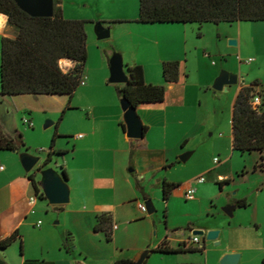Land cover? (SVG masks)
<instances>
[{
    "label": "crops",
    "instance_id": "0c3cea01",
    "mask_svg": "<svg viewBox=\"0 0 264 264\" xmlns=\"http://www.w3.org/2000/svg\"><path fill=\"white\" fill-rule=\"evenodd\" d=\"M62 5L64 15L67 18L92 20V16L89 13L79 12L75 7L68 5L66 0H63ZM138 5L139 9L137 12L134 10V13H123L119 16L103 17L109 18L110 21H99L97 25L101 23L104 28L110 29L113 25L119 22L122 23L123 20L129 25L133 23L138 27L173 24H145L136 21L140 12V0H138ZM98 15L100 16L101 14L99 13ZM0 19V44L2 46V37H14L15 29L9 24L6 15L0 13ZM195 39L196 38H192V43L189 38L133 39L135 49H137V51L142 49L143 56L134 51H130L127 56V54L120 49L121 52L119 53L123 56L126 72L128 65H143L146 82L151 84H164L166 86V98L162 102L142 103L138 105V113L144 125L147 126V132L142 139H134L127 136L124 110L122 106H120L118 100L119 95L112 88H109V90L107 89L108 97L102 102V105L92 106V117H89L87 120L85 118L80 119L82 125L79 126V131H74L73 133H67L66 131L57 132L59 137L64 138L68 136L74 140V148L72 150L69 146L64 144L57 146L55 143L52 151L66 150L69 153L67 156L72 157L71 161H66V165L63 164L69 177L67 183L70 188V201L63 205H53L47 198H42V200L47 202V206L45 207L46 212L43 210L45 215L50 209L65 213V230H62L60 234H54L56 243V248L54 250L50 247H43L41 253H36L37 255H31L27 251L25 253L23 252V254H21V264H76L77 261L75 257L62 247L71 236L70 242L72 243L75 239L76 248L80 251L79 259H84V261L79 264H85V261H88L89 264H114L115 260L119 258H129L133 261L137 260L145 250L149 249L151 251L159 247L163 242H167L174 248L179 247L180 244L187 242L194 235L195 230L205 229L208 231L220 227L218 222L216 225H212L207 221L193 222L189 228L186 229L188 236L176 237L173 235L174 237H171L167 233V227H165L164 231H161L153 214L148 215V212L144 213L138 207L139 202H144V196L152 200L156 198V191L152 189V186H162L163 188L164 180L173 181L164 176H159V174L161 172L163 173L164 170L167 171L178 163H182L179 157L187 151L191 133L189 130H184L183 127H180L177 133L171 129L176 125H185L186 122L182 123L179 117L180 110L187 109V107H195L197 100L202 98L203 89H205V91L210 90L212 82L217 76V74H212L201 80L196 76L194 77L193 71L188 68L189 60L184 59V51L187 52V56L191 50L194 51L193 55H197V53L200 54L201 52L199 51V41ZM236 40L238 41L237 45L241 43V40ZM150 47L158 50L157 56H151L149 51ZM206 50V48L203 50L205 55ZM239 59L240 62H242L240 57ZM106 60L105 56L101 58L102 67L100 70L103 71L101 78L96 77L91 69L87 72L84 70L82 80L85 81V84H80L84 87V92L93 89L98 83L106 85L111 83L109 81L111 74L110 59H108V61ZM168 60L180 61V78L177 82H167L164 78L163 64ZM74 64L72 60H62L63 69L65 71L72 68ZM195 78L197 80H195ZM243 81L244 80H240L233 100L231 130L227 136L230 151L218 147L220 148L219 153L226 155L224 161L231 160L238 154L242 156L247 155L242 154L233 147V109L241 88L247 86L242 84ZM258 81L260 82L258 90L264 92V83L260 80ZM230 87L231 86H229V88ZM36 97H41L45 102H47L48 97L59 99L62 109L68 104V98L66 96L28 94L13 96L3 95L1 93L0 72V123L6 132L14 136L20 130L21 124L18 122V115L19 118H21L22 111H27L29 112L28 115L34 116V110L31 108L30 101L34 100ZM37 106L40 107L41 105L37 104ZM42 108L45 109L44 107ZM74 109L77 108H75L74 105H70V108H68L66 112ZM32 122L33 125L29 127L34 126L33 119ZM7 152L8 153H4V151H0V162L5 166V169L0 171V239L6 238L15 230L22 232L23 228L28 225L40 227L50 233V224L41 219L42 213H40V215L36 211L39 199L36 201L35 205L29 203V199L33 196V192L44 193L42 174L34 171L35 180L37 182L35 186L33 181L22 170L18 160L17 155L24 151L20 148L19 150ZM93 152L97 154V159H100L99 161L97 159L94 162L91 160L93 158ZM188 152H191L190 158L195 153L194 151ZM216 158L217 157H214V161ZM224 161L219 159L218 162L215 161V165H219ZM60 166H62V164L58 165L55 169L62 173ZM47 168L54 167L50 166L48 163L41 164V161L37 166V169ZM213 169L214 168H211L210 164H202L201 161L199 164V173L191 177L186 185H180L176 188L172 196L177 193L179 189H184V186H187L188 189L191 182L202 187L203 184L207 182L206 174L212 173ZM79 174L81 178H76ZM133 176L136 178L138 190L135 188ZM200 176L205 177V182L200 183L197 181V178ZM216 180L217 184L221 180L225 181L227 180V175L220 173L217 175ZM87 184H90V188L88 192L86 189L85 196H82L81 193L83 188L81 190L80 186L82 187L83 185L85 187L86 185L87 187ZM138 184L142 187L144 193L140 191ZM187 189H184L185 192ZM195 189L196 194L193 199H201L202 197L197 195V188ZM157 193H159V191H157ZM229 200L230 205L236 206L234 213H237L239 209H245L249 206L247 198H232ZM238 200H246L248 205L238 206L236 205ZM163 203L167 204L168 201L163 200ZM101 215H110L113 219L112 240L107 239L104 231H96L94 229L98 217ZM39 221H42L40 225H38ZM254 222L261 230L262 224H259L257 220ZM224 223H226L225 220ZM230 224V227L233 228L234 231H237V229H239L238 227L241 226V224L238 226V223L233 221H230ZM115 225L117 227H114ZM223 226L224 225L220 227V235L225 229V226ZM69 233L72 234L70 237L67 235ZM261 236L264 237V232L261 233ZM200 240V245L203 243L206 244L204 237L200 238ZM231 252H241V248L235 247L228 251H224L220 255V258H223L227 253ZM1 253H3V251H0V260L4 261L5 264H10ZM204 254L194 252H150L144 264H179L181 262H200L206 264L203 259Z\"/></svg>",
    "mask_w": 264,
    "mask_h": 264
},
{
    "label": "rangeland",
    "instance_id": "374dc122",
    "mask_svg": "<svg viewBox=\"0 0 264 264\" xmlns=\"http://www.w3.org/2000/svg\"><path fill=\"white\" fill-rule=\"evenodd\" d=\"M66 1L68 5L75 7L79 12L89 13L92 16V20L83 19L87 21L89 53L85 72L91 69L98 78L103 75V71L100 70L102 67L101 58L105 56L106 61H108L113 51L121 52L123 50L127 56L130 51H134L143 56V50L137 51L134 47L133 39L135 38H189L191 43L192 38H196L195 40L199 41L200 54L193 55L194 51L192 50L188 53V56L187 52L184 51L183 53L184 59L189 60L188 68L193 71L194 77L196 76L201 80L212 74H217V76L214 78L210 90L205 91L203 89L202 98L197 100L195 107H187V109L180 110L179 117L182 123L186 122L185 125H176L171 129L176 133L179 132L180 127H183L184 130H189L191 134L186 152L194 151L195 153L186 162L178 163L167 171L164 170L159 176L172 179V182H176L179 185H186L191 177L199 173L201 161L202 164H210L211 168L214 169L212 173L206 174L207 182L202 187L194 182L189 183L188 188H197V195L202 197L198 200L187 198L184 190L187 189V186H184V189H179L177 193L170 197L168 203L164 204L162 186H152V189L156 191V198L153 202L157 208L153 216L157 220L161 231H164L165 227H167V233L171 237L188 236L186 229L193 222L207 221L212 225H216L218 222L220 227L224 225L225 229L216 240L205 239L206 252L203 259L206 264H222L220 255L224 251L235 247L241 248V252H231L241 255L240 260L236 264H263L264 237L261 236V233L264 232V170L254 171L255 163L259 158L258 153L245 156L238 154L228 161H224L226 158L225 154L219 153L220 148L218 147L230 151L227 136L231 130L233 100L239 84L232 85L227 91L215 90L213 85L215 79L222 71H230L237 74L240 80H244L242 84L245 85H251L256 80L264 83V22L205 23L202 26L197 23H173L138 27L133 23L129 25L123 20L122 23L119 22L110 28L108 37L101 38L96 30L97 22L110 21L109 18L103 17L134 13V10L137 12L139 9L138 0ZM99 13L101 14L100 16L98 15ZM230 38L239 39L241 43L237 46L230 45ZM205 48L207 49L206 55L203 52ZM149 51L152 57L158 54V50L152 49V47L149 48ZM239 57L242 62H240ZM249 59H252V61H249ZM195 80L197 79L195 78ZM119 85L121 84L110 83L106 85L98 83L87 92H84V87L80 85L70 102V105H74L77 109L65 112L62 119L63 109L59 99L48 97L47 102H45L41 97L34 98V100L30 101L34 116L28 115L29 112L27 111H22L21 118L18 115V122L21 124L19 131L23 135L24 142L23 145L21 144V150H28L30 153L41 157V164H45L56 132L66 131L67 133H73L74 131H79V126L82 125L80 119L85 118L87 120L92 117V106L102 105V102L108 97L107 89L109 90V88H112L118 94ZM118 100L121 106L119 96ZM37 104L41 106L39 107ZM25 117L33 119V127L24 124L23 119ZM50 122L52 123L49 124ZM72 139L68 136L64 138L58 136L55 143L57 146L60 144L69 146L72 150L74 148V140ZM4 153L8 152L4 151ZM68 154V152L64 155L53 152L52 159H50L48 164L54 168L61 164L66 165V161H71L72 158L67 156ZM17 156L22 170L28 176L20 154ZM92 156L91 160L93 162L96 161L97 154L93 152ZM214 157H219L224 162L215 165ZM97 160L99 161L100 159L98 158ZM220 173L227 175L222 191L220 184H217L216 180L217 175ZM76 178H81L80 174ZM133 179L135 188L138 190L135 176H133ZM80 188L81 190L83 188L81 195L85 196L86 189L88 192L90 184H87V187L82 185ZM33 195H36V193L33 192ZM232 198H247L249 206L245 209L237 210V213H234L231 217L226 213L225 208L230 206L229 199ZM46 206L47 202L39 198L36 211L39 214L42 213V215L40 214L41 219L50 224V233L40 227L25 226L23 231L20 232L24 240V253L27 251L31 255H37L41 253L43 247H50L54 250L56 248L54 234H60L62 230H65V213L50 209L45 215ZM166 210L167 218L165 217ZM147 214L150 215L149 213ZM224 220L226 223H224ZM256 220L259 224H262L261 230L255 224L254 221ZM230 221L237 222L238 226L241 224L237 231L230 227ZM220 227L216 228V230L221 231ZM67 235L70 237L72 234L69 233ZM198 236L203 238L205 235ZM74 240L70 254L75 257L76 264H79L84 259H79L80 251L76 248ZM1 255L6 257L10 264H21L19 240L14 242L12 247L7 249L6 252L3 251ZM84 263L89 264L88 261Z\"/></svg>",
    "mask_w": 264,
    "mask_h": 264
},
{
    "label": "trees",
    "instance_id": "16d2710c",
    "mask_svg": "<svg viewBox=\"0 0 264 264\" xmlns=\"http://www.w3.org/2000/svg\"><path fill=\"white\" fill-rule=\"evenodd\" d=\"M52 16H32L24 11L16 0H0V13L8 17V22L15 29V36H3L1 46V93L3 95H53L66 96L68 104L63 115L70 108V102L80 86L83 72L88 61V33L86 20L69 19L64 15L63 0H54ZM136 21L145 24L155 23H233L240 21L264 22V0H140V12ZM115 52L113 51L112 56ZM111 56V57H112ZM63 59L75 64L68 71L61 65ZM110 59V58H109ZM129 81L118 86L120 99L128 98L138 107L142 103L162 102L166 98L164 84H151L145 80V70L141 64L127 66ZM163 74L167 82H177L180 78V61L168 60L163 64ZM260 82L243 86L237 96L233 109L232 125L234 131L233 147L242 154L258 153L254 171L264 170V92L258 90ZM256 95L262 102L254 104ZM124 127V125H123ZM145 133L147 126L144 125ZM58 134L56 132L49 157ZM23 145V135L18 131L14 136L6 132L0 123V151L19 150ZM64 155L66 150L55 151ZM62 174L68 180L64 165ZM28 177L37 185L35 173ZM226 180L219 182L222 189ZM180 185L164 180L163 198L168 201L173 191ZM142 193V187L138 184ZM40 198H46L43 193ZM238 206L248 205L246 200H238ZM167 218V210L165 211ZM104 231L107 239L113 238V219L110 215H101L94 227ZM69 238L63 245L71 251L73 243ZM20 241L21 254L24 252V240L19 230L6 238L0 239V251H6L14 242ZM206 244L171 247L163 242L150 252H194L204 254ZM129 258L116 259L114 264H131ZM179 264H202L200 262H181ZM264 264V260H263Z\"/></svg>",
    "mask_w": 264,
    "mask_h": 264
},
{
    "label": "water",
    "instance_id": "95a60500",
    "mask_svg": "<svg viewBox=\"0 0 264 264\" xmlns=\"http://www.w3.org/2000/svg\"><path fill=\"white\" fill-rule=\"evenodd\" d=\"M18 5L27 13L32 16H52L54 14L55 2L54 0H16ZM98 35L101 38L108 37L110 35V29L104 28L99 23L96 26ZM230 45H237L236 39L229 41ZM110 78L111 83H127L129 81L128 73L125 70L123 56L119 52H115L110 58ZM240 78L237 74L230 71H222L221 74L215 79L213 88L215 90H228L229 86L239 84ZM122 109L124 110V120L127 125V136L134 139H142L145 136V128L142 118L140 117L137 107L132 102L123 97L120 99ZM50 122L49 124H51ZM48 124V125H49ZM47 125V126H48ZM21 146V142H17ZM15 151V150H14ZM191 156V152H185L180 155V160L186 162ZM22 164L28 173L36 172L42 174V185L44 194L48 201L53 205H63L70 201V188L67 183V179L62 173L55 168L37 169L38 164L41 161V157L36 156L28 151L20 153ZM143 200L148 208V213L154 214L157 208L152 199L144 196ZM235 205H230L225 208L226 213L229 216L234 215ZM194 235H205L204 239L216 240L220 235V230H195ZM217 244H219L217 242ZM150 250H145L139 259L134 260L131 264H144L148 257ZM241 255L239 253H231L225 255L221 262L222 264H236L240 260ZM0 264H5L0 260Z\"/></svg>",
    "mask_w": 264,
    "mask_h": 264
},
{
    "label": "built area",
    "instance_id": "2783aa9c",
    "mask_svg": "<svg viewBox=\"0 0 264 264\" xmlns=\"http://www.w3.org/2000/svg\"><path fill=\"white\" fill-rule=\"evenodd\" d=\"M249 61H252V59H249ZM61 65H62V62H61ZM62 67H63V65H62ZM80 84H85V81H83V80L81 79ZM261 102H262V98H261V96L256 95V96L254 97V99H253V103L257 105V104H260ZM23 121H24V124H26V125H28V126H32V125H33L32 120L29 119L28 117H25V118L23 119ZM215 161L218 162V161H219V158L217 157V158L215 159ZM4 169H5V166H4L3 164H1V162H0V171H3ZM197 181L200 182V183H203V182H205V177L200 176V177L197 178ZM42 194H43V193H36V195H33L32 197H30V199H29V203H30L31 205H35L36 201L40 198V196H41ZM195 194H196V189L193 188V187L188 188V189L186 190V192H185V195H186L187 198H194V197H195ZM138 207L140 208V210H141L142 212H144V213H147V212H148V208H147L145 202H139ZM41 223H42V221H39V222H38V225H40ZM114 227H117V226L115 225ZM185 243H186V245H188V246H189V245H200L201 240H200V237H198L197 235H193V236H192L187 242H185Z\"/></svg>",
    "mask_w": 264,
    "mask_h": 264
},
{
    "label": "bare ground",
    "instance_id": "6f19581e",
    "mask_svg": "<svg viewBox=\"0 0 264 264\" xmlns=\"http://www.w3.org/2000/svg\"><path fill=\"white\" fill-rule=\"evenodd\" d=\"M1 20V19H0ZM3 28V27H2Z\"/></svg>",
    "mask_w": 264,
    "mask_h": 264
}]
</instances>
